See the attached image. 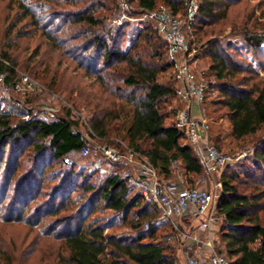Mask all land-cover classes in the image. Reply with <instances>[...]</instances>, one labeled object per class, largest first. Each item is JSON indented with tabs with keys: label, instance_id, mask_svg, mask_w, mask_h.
<instances>
[{
	"label": "trees",
	"instance_id": "1",
	"mask_svg": "<svg viewBox=\"0 0 264 264\" xmlns=\"http://www.w3.org/2000/svg\"><path fill=\"white\" fill-rule=\"evenodd\" d=\"M10 1L21 12L19 21L31 20L54 48L60 49L62 55L75 63L76 69L99 85L98 91L84 99L89 112L87 126L102 140L112 137L119 130L116 102L128 103L132 107L130 122L124 130L128 147L149 160L165 178L171 176L170 162L177 160L193 185L202 170L191 147L182 144L184 135L174 121L176 110L167 109L172 98H176L177 82L166 58L165 42L156 28L146 22L135 40L121 50L116 48L118 39L130 25L112 26L98 14L99 9L108 10L107 19H110L116 11L115 0ZM129 1L141 10L156 9L160 1L173 15L184 13L185 0ZM239 2L200 0L188 40L191 50L199 42L194 60H207V73L215 78L210 90H205L203 107L207 102L222 110L232 140L256 145L250 160L226 165L222 171V194L217 203L221 215L218 228L221 251L229 264H264V224L261 223L264 138L260 137L264 132V21H260L264 20V10L259 14L254 11L264 5V0L252 4L241 31L227 34L231 39L240 38L263 75L241 56L232 42L214 30ZM248 23L253 26H247ZM16 27L17 24H11L15 36H22ZM63 27H66L67 43H59L53 33L54 30L60 33ZM73 41L80 44L71 47ZM142 41L149 51L141 48ZM15 65L16 60L7 50L0 51V72L5 73L8 84L18 79ZM209 92L215 96L208 98ZM52 116L48 119L41 112L30 111L26 118H21L0 108V213L3 206L13 202V207H5L3 219L9 222L22 219L29 202L40 193L37 188L41 187L43 176L50 171L48 180L53 183L52 190L40 205L47 208L46 215L55 216L72 207L78 190L86 195L83 203L70 210L68 216L56 219L57 229L63 228L55 236L63 240L67 250L63 264H106L105 255L109 258L107 264H174V249L165 238L158 237V228L164 224L157 221L159 211L155 205L143 200L141 193L128 183L127 176L115 172L99 180L93 172L78 167L76 158H82L78 154L82 141L75 129L83 122L66 107ZM208 134L210 141L223 151L221 131L215 132L208 125ZM65 156L71 157L70 164L63 162ZM26 161H30L28 173L16 178ZM111 164L123 168L121 164ZM9 192L11 201L6 202ZM100 207L120 216L133 230L132 234H104L102 225L86 224V217ZM9 259L4 264H13Z\"/></svg>",
	"mask_w": 264,
	"mask_h": 264
},
{
	"label": "rangeland",
	"instance_id": "2",
	"mask_svg": "<svg viewBox=\"0 0 264 264\" xmlns=\"http://www.w3.org/2000/svg\"><path fill=\"white\" fill-rule=\"evenodd\" d=\"M258 0H240L235 5L226 20L221 22L214 30L220 33V36H225L226 39L232 42L233 46L240 51V54L246 60H250L258 73L263 75L260 68L253 62L251 55L248 54L246 48L243 46V42L240 38L231 39L227 37V34L237 33L245 26V15L251 9L252 4H255ZM166 8L160 1L157 8ZM261 9L264 10V5L259 9H255L256 14H259ZM98 14L104 16L105 23H109L110 11L99 9ZM21 12L16 4H13L10 0H0V51L7 50L11 54L12 58L16 60L15 75L17 82L23 75L28 76L34 83L42 87H36L33 90L25 92H16L14 84L6 83L5 73L0 72V108L8 110L13 115L21 118H26V114L30 111L41 112L46 118H53L59 110L63 107L70 108V111L75 118L80 119L83 122L81 129H86L88 125L89 112L84 102L86 96L98 91L99 85L93 83V78L85 76L84 73L75 68V63H72L67 59L65 55H62L60 49L54 48L53 45L44 37L41 30L35 27L31 20L23 19L19 21ZM111 18V17H110ZM260 21H264L262 18ZM146 22L141 24L128 23L129 28L124 29V36L118 39L117 47L121 50H125L136 38L137 32L145 26ZM11 24H17L16 29H19L22 36L16 37L11 30ZM57 24V23H56ZM56 24L55 27L56 28ZM252 27V23L246 24ZM63 26V25H62ZM75 26H72L74 29ZM66 28V27H65ZM63 27L60 33H53L58 39L59 43L66 42L64 34L66 29ZM80 44V41L71 42V47H75ZM141 48L149 51V46L143 43H139ZM197 44L195 42L192 53L197 50ZM68 46V45H67ZM264 48V41L262 43ZM37 52V54H36ZM36 54V55H35ZM121 66L123 64L121 63ZM208 62L204 59H195L191 68L196 76L202 75L204 81L207 83V89L215 83V78L207 73ZM84 75V76H83ZM215 94L209 92L208 98H213ZM208 100V99H207ZM210 100V99H209ZM167 109L174 108L175 110L181 106L177 97L172 98ZM205 112L208 118V125L213 131H221V146L223 152H226L230 156H234L231 163L228 165H235L239 162L249 158L253 155L256 145L251 142H246L244 145L232 140L229 134V123L226 118L222 116V110L218 107H212V105L205 102ZM52 108L53 113L49 114L44 108ZM217 108V109H216ZM132 107L123 101L116 102V111L119 114L118 132L113 133L112 137L104 138V141L118 145L124 154H127V149L131 150L127 142L124 139V130L128 126L131 118ZM89 127V126H88ZM261 138H264V132L261 133ZM254 138H252L253 140ZM241 144V145H240ZM134 151V150H133ZM136 154L138 152L134 151ZM244 156L235 157L237 154ZM29 153V152H28ZM26 153V154H28ZM30 161L23 162V167L17 171V177L19 178L23 174H27L30 168ZM76 165L86 172H93L95 176L102 180L109 174L117 172L119 175L126 177L132 175L133 171L129 166H123V168H116L105 159L96 157L76 158ZM3 167V166H2ZM159 174V173H158ZM160 177H164L159 174ZM50 171L43 176V181L38 186L37 190H40L37 198L29 202V208L23 215L21 220L5 221L3 215L7 212L5 206L2 207L0 215V264H4L7 259L11 260L13 264H63L62 257L66 256L67 250L62 239L55 236L56 232L63 227H56L57 218H65L73 211L77 206L83 203L86 199V195L78 190L75 201L72 207H67L65 211L59 212L55 216L46 215V207H40L43 200L47 199V194L51 193L53 183L50 182ZM170 178L174 175L169 176ZM97 181V180H96ZM95 181V182H96ZM81 193V194H80ZM79 195L81 197H79ZM11 192L8 193L6 202L11 201ZM15 204V203H14ZM13 202L7 207L11 208ZM16 206V205H15ZM13 207V206H12ZM86 214V213H85ZM15 216V215H14ZM87 216V215H86ZM98 223L102 225L104 234H113L115 236H125L132 234L133 230L127 223L121 220L110 209H104L100 207L91 215L86 217L85 223ZM261 223L264 224V216L261 215ZM57 231L53 232L52 229ZM158 237L167 242V235L171 233V226L161 225L158 228ZM253 248L255 245H251ZM175 257L181 255V250L178 247H173ZM182 249V248H181ZM105 263L109 262L107 255L104 257Z\"/></svg>",
	"mask_w": 264,
	"mask_h": 264
},
{
	"label": "built area",
	"instance_id": "3",
	"mask_svg": "<svg viewBox=\"0 0 264 264\" xmlns=\"http://www.w3.org/2000/svg\"><path fill=\"white\" fill-rule=\"evenodd\" d=\"M200 0H185L183 15H173L166 8L141 10L129 0H115L116 11L109 24L151 23L166 45V58L172 66L177 82L176 97L181 104L176 109L174 121L183 133L182 144H188L201 166V174L194 184L177 160L169 164L172 178L160 177L157 168L145 157L127 149L124 154L117 146L100 139L90 127L76 128L82 145L78 151L82 158L96 157L111 163L129 166L133 174L128 183L141 193L145 202L158 209L157 221L171 226L167 243L181 250L174 264H229L228 258L218 242L221 215L217 209L222 194V171L234 156L219 150L209 139L208 118L203 107L207 83L202 75L196 76L191 68L194 55L190 49L188 35L191 30ZM41 86L28 76L15 83L16 92H27ZM49 114L52 108H44ZM246 153L237 154L244 156ZM70 164V156L63 157ZM146 229L148 224L144 226ZM182 248V249H181Z\"/></svg>",
	"mask_w": 264,
	"mask_h": 264
}]
</instances>
